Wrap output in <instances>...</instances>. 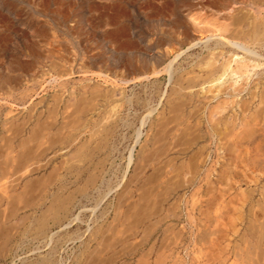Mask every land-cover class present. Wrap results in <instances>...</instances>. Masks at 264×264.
<instances>
[{"label":"rangeland","instance_id":"rangeland-1","mask_svg":"<svg viewBox=\"0 0 264 264\" xmlns=\"http://www.w3.org/2000/svg\"><path fill=\"white\" fill-rule=\"evenodd\" d=\"M263 36L264 0H0V264H264Z\"/></svg>","mask_w":264,"mask_h":264},{"label":"bare ground","instance_id":"bare-ground-1","mask_svg":"<svg viewBox=\"0 0 264 264\" xmlns=\"http://www.w3.org/2000/svg\"><path fill=\"white\" fill-rule=\"evenodd\" d=\"M208 7H210V6H208ZM213 8H214V7H213ZM233 10H234V9H233ZM228 17H229V16H228ZM255 22H256V21H255ZM228 23H229V22H228ZM256 23H257V22H256ZM254 24H255V23L253 22V25H254ZM259 24H260V23H258V25H259ZM261 24H262V23H261ZM261 24H260L259 26H261ZM233 25H234V24H233ZM235 25H236V24H235ZM235 25H234V26H235ZM262 25H263V24H262ZM231 26H232V25H231ZM236 26H237V25H236ZM254 26H256V24H255ZM254 26H253V27H254ZM259 26H258V27H259ZM253 27H252V28H253ZM226 28H227V27H226ZM228 28H230V27H228ZM227 30H228V29H227ZM227 30H226V31H227ZM238 30H239V28H238ZM241 30H242V29H241ZM244 30H245V29H244ZM254 30H255V29H254ZM261 30H262V29H261ZM226 31H225V32H226ZM233 31H235V30H233ZM233 31H231L232 34H234ZM239 32H240V31H239ZM246 32H248V31H246ZM256 32H259V31H256ZM256 32H255V34H258V33H256ZM260 32H261V31H260ZM227 33H228V32H227ZM235 33H236V34L231 35L230 37L220 36V37H221L220 39H222L223 42H225L226 44H228L229 47L231 46V47H234V48H239V49H241V51L244 50L245 53L256 54V52H255L254 50H252L251 48H249L250 46L245 45V43H243V42L241 41V39L239 38V34H238V32L235 31ZM248 33H249V32H248ZM229 34H231V33H229ZM229 34H228V35H229ZM262 34H263V33H262ZM262 34H261V35H262ZM246 35H247V34H246ZM226 36H227V35H226ZM248 36H249V35H248ZM251 36H252V34H251ZM257 36H258V35H256V37H257ZM210 37H211V36H208L206 39H210ZM214 37H215V36H214ZM218 37H219V36H218ZM249 37H250V36H249ZM263 37H264V36H263ZM206 39H205V40H206ZM252 39H253V38H252ZM205 40H204V42H205ZM222 40H220V41H222ZM255 40H256V39H255ZM243 41H244V40H243ZM252 41H254V40H252ZM257 41H258V40H257ZM261 41H262V40H261ZM206 42H207V41H206ZM244 42H245V41H244ZM247 42H248V41H247ZM255 42H256V41H255ZM252 45H253V44H252ZM224 46H225V45H224ZM212 47H213V46H212ZM227 47H228V46H227ZM253 48H254V47H253ZM220 50H221V49H219V51H220ZM237 50H238V49H237ZM244 51H243V52H244ZM210 52H211V51H210ZM210 52H209V53H210ZM231 52H232V51H231ZM234 52H236V51L234 50ZM211 53H212L213 55H215L214 53H216V52L213 53V50H212ZM222 53H223V52H222ZM229 53H230V52H229ZM217 54H218V57H219V55H220L221 53L219 52V53H217ZM235 54H237V53H235ZM209 55H210V54H209ZM221 55H222V54H221ZM228 55H229V54H228ZM237 55H238V54H237ZM246 55H247V54H246ZM215 56H216V55H215ZM230 56H231V55H230ZM208 57L212 58L211 55H210V56H207V58H208ZM218 57H217V58H218ZM210 58H209V60H210ZM214 58H215V57H213V59H214ZM228 58H229L230 60H229V59H228L227 61L224 60V61H225L224 63L221 61V65H222V63H223V67H222L221 65H220V67L217 65L219 68L222 67L223 72H222L217 78H214V79L210 80L211 83L209 82V83H210V86H208V87H211V86L215 85V83L213 84V81H216V84H217V81H219V79H221V76L226 75L229 71H233V72H231V73H233V74L236 73V72H234V69L232 68V65H231V62H232V61H237V62L239 61L238 65H236L237 67H236L235 70H240L241 72H243V69H246V68L248 67V66H247L248 62H247V61H248L249 59H247L246 57H245V58L247 59V61H246L247 63L244 62V60H243L244 57H236V56L233 55L232 57H228ZM250 58H251V57H250ZM252 58H253V57H252ZM257 58H258V57H257ZM257 58H256V60H258ZM253 59H254V58H253ZM253 59H251V60H253ZM207 60H208V59H207ZM215 60H216V59H215ZM218 60H219V58H218ZM254 60H255V59H254ZM216 61H217V60H216ZM249 61H250V60H249ZM199 62H200V61H199ZM210 62H211V60H210ZM212 62H214V64H216L214 60H213ZM212 62H211V64H212ZM217 62H218V61H217ZM170 63H171V62H170ZM219 63H220V62H219ZM202 64H203V66H205L204 63H202ZM208 64H210V63H208ZM236 64H237V63H236ZM200 65H201V64H200ZM253 65H254V64H253ZM168 66H170V64H169ZM201 66H202V65H201ZM255 66H256V65H255ZM207 67H208V66H207ZM207 67H206V68H207ZM210 67H211V66H210ZM210 67H209L208 69H210ZM213 67H214V66H213ZM206 68H204L203 70H205ZM246 70H248V69H246ZM208 72L211 73L209 70H208ZM218 72H219V71H218ZM241 72H239V73H241ZM247 72H248V71H247ZM244 73H245V72H244ZM188 74H189V73H188ZM196 74H197V73H196ZM196 74H195V75H196ZM199 74H201V73H199ZM218 74H219V73H218ZM241 74H242V73H241ZM213 75H214V72H213ZM227 75H228V74H227ZM237 75H238V74H237ZM242 75H243V74H242ZM209 76H210V74H209ZM215 76H216V75H214V77H215ZM204 77H208V76H204ZM240 77H241V75H240ZM209 78L211 79V77H209ZM200 79H201V78H200ZM203 79H205V78H203ZM206 79H207V78H206ZM223 79H225V78H223ZM202 82H203V80H202ZM206 82L208 83L207 80H206ZM204 83H205V80H204ZM204 83H203V84H204ZM209 83H208V84H209ZM218 83H219V82H218ZM220 83H221V82H220ZM203 84H202V85H203ZM211 84H212V85H211ZM192 85H193V84H192ZM220 85H221V84H220ZM206 86H207V85H206ZM206 86H205V87H206ZM203 87H204V86H203ZM203 87L201 86V88H203ZM205 87H204V88H205ZM215 87H216V85H215ZM215 87H214V88H215ZM217 87H218V84H217ZM225 87H226V86H225ZM225 87H223V89H224ZM204 88H203V89H204ZM206 88H207V87H206ZM212 88H213V87H212ZM212 88H211V92H213L212 90H214V89H212ZM218 88H220V87H218ZM208 89H210V88H208ZM215 89H217V88H215ZM227 89H228V88H227ZM234 89H235V88H234ZM234 89H233V91H234ZM255 89H256V87H255ZM262 90H263V89H262ZM202 91H204V90H202ZM206 91H207V90H206ZM221 91H222V89H221ZM221 91L219 90V92H221ZM223 91H225V89H224ZM104 92H105V91H104ZM204 92H205V91H204ZM207 92H210V91H207ZM216 92H217V91H216ZM216 92L214 91L213 94H215ZM252 92H253V91H252ZM255 92H256V91H255ZM259 92H260V91H259ZM179 93H180V92H179ZM202 94L207 95V93H203V92H202ZM213 94H212V95H213ZM248 94H249V93H248ZM259 94H260V93H259ZM212 95H211V96H212ZM216 95H218V94H215V96H216ZM250 95H251V94H250ZM254 95H255V94H254ZM202 96H203V95H202ZM213 96H214V95H213ZM59 97H60V96H59ZM205 97H207V96H205ZM205 97H204V98H205ZM250 97H251V96H250ZM208 98H209V99L211 98V97H209V93H208ZM252 98L254 99L255 97L252 96ZM252 98H250V99H252ZM205 99H206V98H205ZM223 99H224V98H223ZM258 99H259V98H258ZM260 99H261V98H260ZM262 99H263V98H262ZM234 100H236V99H234ZM244 101H245V100H244ZM249 101H250V100H249ZM262 101H263V100H262ZM221 102H222V101H221ZM226 102H227V100H226ZM232 102H233V101H232ZM245 102H246V101H245ZM224 103H225V100H224ZM228 103H230V101H229ZM242 103H243V101H242ZM248 103H249V102H248ZM248 103H247V104H244V106L241 107V110H242V111H239V112H241L242 114H243V112H246L247 108L249 107V106H248ZM250 103H251V102H250ZM95 104H96V103H95ZM177 104H178V103H177ZM226 104H227V103H226ZM252 104H253V101H252ZM204 105H205V104H204ZM229 105H230V104H229ZM257 105H260V103H258ZM257 105H256V106H257ZM263 105H264V103H263ZM230 106H231V105H230ZM232 106H233V105H232ZM108 107H110V106H108ZM174 107H177V106H174ZM182 107H183V106H182ZM227 107H229V106L227 105ZM73 108H74V107H73ZM112 108H113V107H112ZM203 108H204V107H203ZM256 108H257V107H256ZM259 108H260V107L258 106V109H259ZM204 109H205V108H204ZM231 109H232V108H231ZM234 109H235V108H234ZM237 109H238V108H237ZM258 109L255 110V111H258ZM262 109H263V107H262ZM248 110H251V109H248ZM259 110H260V109H259ZM214 111L216 112V111H219V110H214ZM81 112H82V111H81ZM219 112H221V111H219ZM219 112H218V113H219ZM227 112H228V111H227ZM233 112H234V110H233ZM259 112H262V111L260 110ZM76 113H77V111H76ZM78 113H79V112H78ZM110 113H111V112H110ZM112 113H113V112H112ZM168 113H169V112H168ZM234 113H236V111H235ZM234 113H233V114H234ZM247 113H248V112H247ZM68 114H69V113H68ZM209 114L211 115V113H209ZM209 114H208V115H209ZM227 114H228V113H227ZM231 114H232V112H231ZM231 114H230V116H231ZM238 114H239V113H238ZM238 114H237V115H238ZM252 114H254V113H252ZM260 114H261V113H260ZM260 114H258V115H260ZM70 115H72V114H70ZM210 115H209V116H210ZM247 115H248V114H247ZM262 115H263V112H262ZM114 116H115V115H114ZM114 116H113V117H114ZM221 116H222V115H221ZM242 116H243V115H242ZM242 116H240V119H241ZM256 116H257V115H256ZM72 117H73V116H72ZM109 117H110V116H109ZM207 117H208V116H207ZM231 117H233V116H231ZM257 117H258V116H257ZM257 117H255V119H256ZM260 117H261V116H260ZM45 118H46V117H45ZM171 118H172V115H171ZM201 118H202V117H201ZM203 118H204V117H203ZM210 118H211V117H209V118H207V119L210 120ZM233 118L236 119L235 116H234ZM233 118H232V119H233ZM237 118H238V117H237ZM245 118H246V117H245ZM63 119H64V118H63ZM167 119H168V118H167ZM214 119H215V118H214ZM222 119H223V118H220V119L217 118V119L215 120V122L212 123L211 130H212V135L216 137V138L214 137L215 139L220 138V139L222 140V138L224 137V136H223V137L221 138V135H223V132L221 131V128L219 127V124H220V126H221V123H222V121H223ZM261 119H262V118H261ZM261 119H260V120H261ZM202 120H203V119H202ZM202 120H201V121H202ZM246 120H247V118H246ZM248 120H249V119H248ZM248 120H247V121H248ZM68 121H69V120H68ZM70 121H71V120H70ZM70 121H69V122H70ZM211 121H212V120H211ZM211 121H210V122H211ZM256 121H257V120H256ZM262 121H264V117H263V120H262ZM50 122H51V121H50ZM196 122H197V121H196ZM202 122H204V121H202ZM202 122H201V123H202ZM243 122H244V120H243V118H242V120H241L239 123L242 124ZM41 123H42V122H41ZM71 123H72V122H71ZM90 123H91V122H90ZM95 123H96V122H95ZM110 123H111V122H110ZM224 123H225V122H223V124H224ZM230 123H231V122H230ZM232 123H233V122H232ZM245 123H246V122H245ZM254 123H255V122H254ZM99 124H100V123H99ZM102 124H103V123H102ZM249 124H250V123H249ZM249 124H247V125H249ZM35 125H36V124H35ZM64 125H65V123H64ZM92 125H93V124H92ZM163 125H164V124H163ZM204 125H205V123H204ZM243 125H245V127H246V124H243ZM252 125H253V124H252ZM257 125H258V123H257ZM46 126H49V124L46 125ZM67 126H68V124H67ZM102 126H103V125H102ZM110 126H111V125H110ZM188 126H189V125H188ZM223 126H224V125H223ZM232 126H233V130H234V129H235V128H234V124H233V125L231 124V127H232ZM235 126H236V125H235ZM62 127H63V126H62ZM165 127H166V126H165ZM206 127H207V126H206ZM206 127H205V128H206ZM209 127H210V126H209ZM227 127H230V126H227ZM241 127H242V126H241ZM241 127H240V129H241ZM243 127H244V126H243ZM249 127H250V126H249ZM43 128H44V127H43ZM91 128H92V127H91ZM200 128H201V127H200ZM238 128H239V127H238ZM259 128H260V126H259ZM262 128L264 129V127H262ZM34 129H36V128H34ZM41 129H42V128H41ZM185 129H186V128H185ZM228 129H229V128H228ZM251 129H253V128H251ZM55 130H56V129H55ZM67 130H69V129H67ZM71 130H72V129H71ZM169 130H170V129H169ZM200 130H201V129H200ZM208 130H209V129H208ZM237 130H238V129H237ZM253 130H254V129H253ZM258 130H259V129H258ZM228 131H230V129H229ZM228 131H227V132H228ZM247 131H248V130L246 129V133H248V132L250 133V131H248V132H247ZM255 131H256V130H255ZM259 131H260V130H259ZM261 131H262V130H261ZM56 132H57V131H56ZM66 132H68V131H65V133H66ZM202 132H203V131H202ZM205 132H208V131H205ZM209 132H211V131H209ZM253 132H254V131H253ZM60 133H61V132H60ZM156 133H157V132H156ZM184 133H185V132H184ZM237 133H238V132H237ZM237 133H236V134H237ZM207 134H208V133H207ZM230 134H232V132H231ZM104 135H105V134H104ZM208 135L210 136V134H208ZM243 135H244V134H242V135L240 134V135H239V133H238L236 137L233 136L235 139H236V138H237V139L239 138V142H238V144H240V142L243 141V139H244ZM249 135H250V134H249ZM249 135L246 134L245 136H246V137H247V136L249 137ZM256 135H257V134H256ZM63 136H64V135H63ZM252 136H253V135H252ZM263 136H264V135H263ZM156 137H157V136H156ZM200 137L202 138V140L205 139V138H207V137L205 136V133H202V134L200 135ZM225 137H226V136H225ZM233 137L231 136V138H233ZM258 137H259V136H258ZM260 137H261V135H260ZM260 137H259V138H260ZM214 138H213V139H214ZM228 138H229V137H228V135H227L226 139L228 140ZM249 138H250V137H249ZM249 138H248V139H249ZM259 138H258V139H259ZM261 138H263V137H261ZM215 139H214V140H215ZM235 139H234V143H235ZM237 139H236V140H237ZM252 139H253V138H252ZM60 140H61V139H60ZM227 140H226V142H227ZM255 140H256V139H255ZM211 141H213V140L211 139ZM217 141H218V140H217ZM217 141H216V142H217ZM229 141L232 143L231 139H229ZM237 141H238V140H237ZM252 141H253V140H252ZM257 141H258V140H257ZM257 141H256V142H257ZM63 142H64V141H63ZM93 142H94V141H93ZM216 142H215V143H216ZM224 142H225V141H224ZM226 142H225L224 144H222V145H224V146H225V144L227 145ZM247 142H248V141H247ZM254 142H255V141H254ZM259 142H260V141H259ZM259 142H257V143H259ZM38 143H39V142H38ZM47 143H48V142H47ZM215 143H214V144H215ZM218 143H219V142H218ZM231 143H230V144H231ZM234 143H233V144H234ZM252 143H253V142H252ZM260 143H261V142H260ZM230 144H229V145H230ZM254 144H256V143H254ZM263 144H264V143H263ZM57 145H58V144H57ZM204 145H205V144H204ZM218 145H219V144H218ZM222 145H221V147H222ZM235 145L237 146V144H235ZM244 145H245V144H244ZM250 145H251V144H250ZM202 146H203V145H202ZM227 146H228V145H227ZM258 146H259V145H258ZM41 147H42V146H41ZM218 147H219V146H218ZM230 147H231V146H230ZM230 147H229V148H230ZM234 147H235V146H233V145H232V147H231V149H232V152H231L232 155H233L234 152H235ZM239 147L242 148V147H241V144L239 145ZM239 147H237V150H238V151H241ZM260 147H261V146H260ZM6 148H7V147H6ZM81 148H82V147H81ZM203 148H204V147H203ZM203 148H202V149H203ZM205 148H206V147H205ZM226 148H227V147H226ZM243 148H244V146H243ZM243 148H242V150H243ZM247 148H249V146H248ZM200 149H201V148H200ZM218 149H219V148H218ZM224 149H225V148H224ZM244 149H245V148H244ZM203 150H205V149H203ZM221 150H222V149H221ZM249 150H250V149H248V151H249ZM7 151H8V150H7ZM44 151H45V150H44ZM205 151H206V150H205ZM215 151H216V150H215ZM250 151H251V150H250ZM254 151H255V149H254ZM8 152H9V151H8ZM224 152H226V151H224ZM229 152H230V151H229ZM241 152H242V151H241ZM243 152H244V151H243ZM251 152H252V151H251ZM259 152H261V150H259ZM5 153H6V152H5ZM202 153H203V152H202ZM246 153H248V152L246 151ZM254 153H256V151H255ZM7 154H8V153H7ZM207 154H208V153H207ZM207 154H206V155H207ZM227 154H228V152H227ZM237 154H238V153H236V155H237ZM240 154H241V153H240ZM250 154H251V153H250ZM252 154H253V153H252ZM256 154H257V153H256ZM259 154H260V153H259ZM154 155H155V154H154ZM214 155H215V153H214ZM220 155H221V154H220ZM223 155H226V154H223ZM257 155H258V154H257ZM81 156H82V155H81ZM130 156H131V155H130ZM130 156H129V161H130ZM199 156H200V155H199ZM201 156H202V155H201ZM201 156H200V158H201ZM228 156H230V154H229ZM233 156L235 157V154H234ZM262 156H263V155H262ZM33 157H34V156H33ZM35 157H36V156H35ZM76 157H77V156H76ZM215 157H216V156H215ZM217 157H218V156H217ZM220 157H222V155H221ZM225 157H226V156H225ZM236 157H237V156H236ZM253 157H254V155H253L250 159L252 160ZM255 157H256V156H255ZM25 158H26V157H25ZM73 158H74V157H73ZM228 158H229V157H228ZM238 158H241V159H242V158H243V157H242V154H241L240 157H238ZM258 158H259V157H258ZM198 159H199V158H198ZM223 159H224V158H223ZM259 159H260V158H259ZM37 160H38V159H37ZM205 160H206V157L203 156V161H202V163L205 162ZM231 160H232V159H230V161H231ZM243 160L246 161V158L243 159ZM148 161H149V160H148ZM216 161H217V160H216ZM232 161H233V160H232ZM232 161H231V162H232ZM235 161H236V159H235ZM235 161H234V162H235ZM255 161H256V159H255ZM239 162H240V161H239ZM242 162H243V161H242ZM260 162H261V161H260ZM226 163H227V162H226ZM232 163H233V162H232ZM244 163H245V162H244ZM244 163H243V164H244ZM251 163H252V162H251ZM4 164H5V163H4ZM49 164H50V163H49ZM229 164H230V163H229ZM238 164H239V163H238ZM255 164H256V163H255ZM145 165H146V164H145ZM201 165H202V164H201ZM235 165H237V164H233L234 168H235ZM239 165H242V164H239ZM6 166H7V165H6ZM226 166H227V164H226ZM247 166H248V165H247ZM251 166H252V165H251ZM12 167H13V166H12ZM19 167H20V166H19ZM56 167H57V166H56ZM56 167H55V168H56ZM238 167H239V166H238ZM254 167H255V166H254ZM1 168L3 169L4 166L1 167ZM23 168H24V167H23ZM229 168H230V167H229ZM230 169H231V168H230ZM28 170H29V169H28ZM215 170H216V169H215ZM224 170H225V169H224ZM5 171H6V170H5ZM7 171H8V170H7ZM213 172H214V171H213ZM213 172H212V173H213ZM225 172H226V171H225ZM239 172H240V171H239ZM58 173H59V172H58ZM205 173H206V172H205ZM207 173H208V172H207ZM220 173H221V172H220ZM221 174H222V173H221ZM206 175H208V174H206ZM212 175H213V174H212ZM216 175H217V174H216ZM1 176H2V175H1ZM1 176H0V177H1ZM7 176H8V175H7ZM25 176H26V175H25ZM210 176H211V175H210ZM210 176H209V177H210ZM202 177H203V176H202ZM207 177H208V176H207ZM18 178H19V177H18ZM216 178H217V177H216ZM202 180H203V179H202ZM210 180L212 181V179H210ZM226 180H227V179H226ZM4 181H5V180H4ZM10 181H11V180H10ZM13 181H14V180H13ZM203 181H205V175H204V180H203ZM215 181H217V180H215ZM11 182H12V181H11ZM6 183H7V182H6ZM12 183H13V182H12ZM32 183H33V182H32ZM215 183H216V182H215ZM215 183H214V184H215ZM211 184H212V183H211ZM0 187H1V185H0ZM3 187H5V186H3ZM3 187H2V189H3ZM32 187H33V186H32ZM212 187H213V186H212ZM7 188H8V187H7ZM2 189H1V190H2ZM213 190H214V189H213ZM4 191H5V190H4ZM205 191H206V189H205ZM2 192H3V190L1 191V194H2ZM122 192H123V191H122ZM3 193H4V192H3ZM204 193H205V192H204ZM124 194H125V193H124ZM16 196H17V195H16ZM19 196H20V195H19ZM262 197H263V196H262ZM20 200H21V199H20ZM0 201H1V198H0ZM11 201H12V200H11ZM202 202H203V201H202ZM6 204H7V202H6ZM259 204H260V203H259ZM65 205H66V203H65ZM65 205H64V202H60V203H58L57 208L55 207V208H56V210H55L56 213H59V210L62 209V208H64ZM203 206H204V205H203ZM5 207H6V206H5ZM128 208H129V207H128ZM263 209H264V208H263ZM202 210H204V209L202 208ZM10 211H11V210H10ZM12 211H14V210H12ZM57 215H58V214H57ZM137 215H138V214H137ZM0 216H1V215H0ZM5 216H6V215H5ZM55 216H56V215H55ZM56 218H57V217H56ZM226 223H227V222H226ZM41 224H43V223H41ZM1 226H2V225H1ZM41 226H42V225H41ZM114 227H115V226H114ZM254 227H255V226H254ZM220 228H222V227H220ZM130 229H131V228H130ZM122 235H123V234H122ZM217 235H218V234H217ZM5 242H6V241H5ZM147 261H148V260H147ZM41 263H42V262H41Z\"/></svg>","mask_w":264,"mask_h":264}]
</instances>
